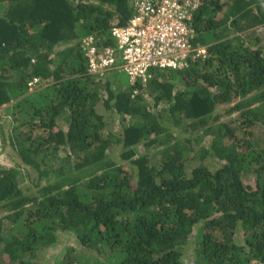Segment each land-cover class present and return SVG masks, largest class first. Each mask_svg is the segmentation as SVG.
I'll use <instances>...</instances> for the list:
<instances>
[{"label": "trees", "instance_id": "trees-1", "mask_svg": "<svg viewBox=\"0 0 264 264\" xmlns=\"http://www.w3.org/2000/svg\"><path fill=\"white\" fill-rule=\"evenodd\" d=\"M132 3L0 0V135L5 145L8 122L30 182L0 168V264H44L49 253L53 264H91L84 248L99 264H187L196 228L194 264H264V144L254 132L264 129V43L250 30L264 27V0H205L192 42L207 56L154 69L152 103L141 82L117 89V73H90L84 50L126 25ZM35 79L46 86L32 91ZM103 99L124 119L117 139L97 110ZM117 144L130 167L110 156ZM192 160L201 163L189 171Z\"/></svg>", "mask_w": 264, "mask_h": 264}, {"label": "built area", "instance_id": "built-area-1", "mask_svg": "<svg viewBox=\"0 0 264 264\" xmlns=\"http://www.w3.org/2000/svg\"><path fill=\"white\" fill-rule=\"evenodd\" d=\"M204 1L133 0V14L126 25L113 27L106 44L84 48L90 73L123 71L131 86L138 82L145 86L154 69H182L204 59L207 47L192 42L194 16Z\"/></svg>", "mask_w": 264, "mask_h": 264}, {"label": "rangeland", "instance_id": "rangeland-1", "mask_svg": "<svg viewBox=\"0 0 264 264\" xmlns=\"http://www.w3.org/2000/svg\"><path fill=\"white\" fill-rule=\"evenodd\" d=\"M0 8H1V5H0ZM250 30L256 31V33H257L256 35L257 36L260 35L259 37H261L263 39V43H264V27L259 26L256 28H252ZM250 30L248 29V30H244V31L231 33L229 38H233L236 36H246L250 32ZM117 76H118V82H117L118 84L116 83V85L114 84L113 86H114V88L120 89L118 87V86H120V83L124 84V83L128 82L129 78L126 75V73L123 71H117ZM106 81H107V78H106ZM45 86H46V84L44 82L43 83H37L36 85H35V83H33V84H31V90L35 91L37 89L44 88ZM126 86H128V84ZM144 87H145L144 92L147 94L146 97H147V99H149L151 101L152 99H150L151 97L147 92L149 90L148 89L149 86L145 85ZM151 103H152V101H151ZM97 110L100 114L105 116V120L108 122L107 128L111 131L113 139H117V138L121 137L123 135L122 125H123L124 119L120 115L113 113L111 111V109H108L104 103V99L98 103ZM0 115H1V111H0ZM237 117H238V113L236 112V113H233L232 115L226 117V119H228V118L229 119H235ZM59 123L63 127H66V125H67L65 123L64 119H60ZM5 124H7V125H5ZM3 125H5V127H3V128L5 129L4 133H5L7 143L4 145V143L2 141V135H0V168H2V167H17L20 170V172H22V175L20 176L21 185L23 187L27 188L30 186V182L27 178L28 169L18 167V165L16 164L17 159L14 156H12L13 152H12V149L9 145V140H8V137L10 135V134L8 135V133L11 130V125L8 122L4 123ZM173 132H174V135L177 136V138L186 137V133L182 132L178 128H174ZM254 132L256 134V139L258 140V142L264 144V129L261 127H258V128L256 127V128H254ZM193 138H194L195 146L197 144H201V143L206 145V146H209L212 137L211 136L204 137L201 141L196 140L195 137H193ZM138 148H139V150L142 149L144 151V147L141 146ZM163 148L164 147L158 146L157 148L151 149L150 151L147 152L153 163L155 161L157 162V160H159L161 158L160 156H161V152H162ZM121 151H122V144H117L116 146H114V148L109 153H110V156L116 162L122 163L126 168H128L131 166V163H130V161L121 159V156H120ZM200 163L201 162L199 160H192L189 164V171L191 169H193L195 166H198ZM203 163L208 165L210 167V169H212V170H215L220 166V163L217 162L216 159H214L212 157L204 160ZM246 181H247V183L254 185V178L253 177L251 179H249V181L248 180H246ZM9 227H10V225L8 223L4 222V228L6 229V231H8ZM197 232H198V230L196 228L193 232V235H192V240H191L192 244H189V246L186 247L187 264H194V253H193V247L195 245L194 236L197 234ZM67 239L69 240L67 243L71 244V246L76 245L78 243L73 238H67ZM80 252L84 253L83 256H86V258H84L85 260L89 259V260H87V262H89L91 264H99L98 260H96L95 255L92 251L84 248L83 250L81 249ZM48 257L49 258H47V260L45 261L44 264H53L54 259L52 258L51 253L48 254Z\"/></svg>", "mask_w": 264, "mask_h": 264}, {"label": "clouds", "instance_id": "clouds-1", "mask_svg": "<svg viewBox=\"0 0 264 264\" xmlns=\"http://www.w3.org/2000/svg\"><path fill=\"white\" fill-rule=\"evenodd\" d=\"M112 29H111V31H112ZM167 70H174V69L173 68H167ZM115 73H117V71H114V72L110 71V72H104V73H98V74H104L105 76H107V75H112V74H115ZM34 83H36V82H34Z\"/></svg>", "mask_w": 264, "mask_h": 264}]
</instances>
